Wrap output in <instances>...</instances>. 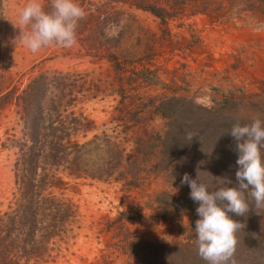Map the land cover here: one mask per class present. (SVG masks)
<instances>
[{
  "label": "rangeland",
  "instance_id": "rangeland-1",
  "mask_svg": "<svg viewBox=\"0 0 264 264\" xmlns=\"http://www.w3.org/2000/svg\"><path fill=\"white\" fill-rule=\"evenodd\" d=\"M46 1L42 0L43 5L50 0ZM83 1L88 5L98 0H76L80 5ZM26 2L0 3V42L7 49L10 88L21 91L39 75L80 74L81 88L73 93L67 110L87 117L96 133H110L116 125L122 131L124 118L120 117L130 112L156 133L168 125L173 131L187 128L200 135L196 152L207 148L214 153L213 161L206 153L202 162L209 187L215 191L236 183L239 165L234 157L226 156V161L225 155L231 153L225 154L221 145L230 137L216 111L231 112L241 106L233 115L250 122L256 116L264 120V0H155L163 8L162 15H170L164 20L125 8L128 17L121 15L109 34L119 35L122 56L133 62L127 70H118L106 59L84 56L79 42L70 49L53 45L31 53L16 40L18 13ZM110 86L130 99H121ZM23 134L12 100L0 111V214L14 207L15 162ZM185 141L193 145L186 135ZM261 154L264 157V149ZM56 177L62 183L52 188L53 193L77 208L80 229L71 243L61 246L64 249L58 257L46 264H179L186 261L184 254L191 253L189 245L197 238L199 219L191 212L199 204L190 198L188 185H181L177 169L149 178L137 189L59 173ZM227 181L231 183L226 185ZM254 211L250 205L249 212ZM123 212L133 217L126 222L127 230L145 249L136 244L131 252L132 247L128 251L121 246L123 232L115 227ZM196 254L197 248L192 255Z\"/></svg>",
  "mask_w": 264,
  "mask_h": 264
},
{
  "label": "trees",
  "instance_id": "trees-1",
  "mask_svg": "<svg viewBox=\"0 0 264 264\" xmlns=\"http://www.w3.org/2000/svg\"><path fill=\"white\" fill-rule=\"evenodd\" d=\"M80 6L86 12L76 29L80 50L84 56L106 59L118 70H127L133 64L122 56L124 49L119 45V35L113 37L109 34L118 25L121 15L128 17L124 13L125 8L149 12L163 20L170 16L162 15L163 8L155 0H98L88 5L83 1ZM44 10H52L51 0L44 5ZM113 38L118 40L110 43ZM146 56L150 58L151 55L146 53ZM7 61V49L0 42V111L13 100L24 131L23 143L15 162L14 207L0 214V264L53 262L64 249L61 246H67L76 238L80 229L77 208L70 201L57 197L52 190L62 183L60 177H56L58 173L76 179L121 183L124 187L137 189L149 178L166 170L172 172L177 169L179 179L185 173L196 179L199 169V181L207 184L210 192L213 191L204 178L202 162L206 153L212 156L213 161L214 153L207 148L195 151L194 147L198 149L200 141L199 134H195L193 145H187L185 135L190 132L187 128L179 127L173 131L174 127L171 129L168 125L156 133L152 128L148 130L145 122L137 121L133 112L121 115L120 118H124L120 125L122 131L118 132L119 125H116L110 133H96L93 122L87 117L82 114L76 116L67 110L68 102L74 101L73 93L78 94L77 90L81 88L80 74L39 75L19 91L16 86L9 87ZM111 89L121 99H130L121 90ZM89 90L92 89L89 87ZM240 108H234L231 112L217 108L219 123L226 133L237 122L241 125L251 123L248 118L244 120L233 115ZM229 137L224 147L220 145L225 149V154L231 153L225 157H234L237 161L236 142L230 134ZM230 140L234 143L233 147ZM234 178L236 181L235 175ZM237 184L236 181L231 187ZM245 195L255 211L247 212L244 216L229 213L232 219L245 225L243 230L237 232V239H241V243L238 241L229 264L233 261L234 264H264V209H257L255 201L247 193ZM191 213L195 218L199 217L196 210ZM128 214L123 212L116 222L115 229L123 232L121 246L128 247V251L132 247L131 252L136 244H141L145 249L143 242L127 230L126 222L133 219ZM196 239L189 245L191 253L183 255L187 257L186 261L179 264H207L198 254L192 255L197 248ZM95 264L113 263L103 261Z\"/></svg>",
  "mask_w": 264,
  "mask_h": 264
},
{
  "label": "clouds",
  "instance_id": "clouds-1",
  "mask_svg": "<svg viewBox=\"0 0 264 264\" xmlns=\"http://www.w3.org/2000/svg\"><path fill=\"white\" fill-rule=\"evenodd\" d=\"M51 9L46 12L42 0H27L19 10L20 35L16 40L33 54L48 46L70 49L77 44L76 29L79 21L85 18V9L76 0H51ZM228 134L235 139L238 152L237 186L210 192L208 185L199 181V169L196 179L185 173L181 180V185L190 187V198L199 204L196 212L200 218L195 222L196 245L198 255L207 264H229L233 257L238 243L236 234L245 225L232 219L229 213L244 216L249 212L246 193L255 201L257 209H264V157L261 154L264 120L256 116L248 124L237 122ZM194 137V133H186L189 142ZM228 183L231 181L226 185Z\"/></svg>",
  "mask_w": 264,
  "mask_h": 264
}]
</instances>
